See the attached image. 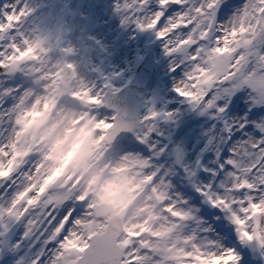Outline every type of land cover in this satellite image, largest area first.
<instances>
[{
  "label": "snow or ice",
  "instance_id": "6c2138e0",
  "mask_svg": "<svg viewBox=\"0 0 264 264\" xmlns=\"http://www.w3.org/2000/svg\"><path fill=\"white\" fill-rule=\"evenodd\" d=\"M4 7L0 13V70L12 74L21 72L22 64L39 59L38 50H49L42 38L32 40L17 31L29 14L26 5ZM115 8L125 12L122 23L135 17L138 29L155 33L178 77L174 92L212 119L211 134L201 149L212 151V167L201 165L199 158L197 164L220 183L217 192L212 191V184L205 185L207 191L203 187L196 190L228 214L241 242H257L264 248V0H242L223 23L217 20L221 0H120ZM61 51L68 54L73 49ZM64 66L75 70L68 60ZM53 76L61 78L57 71L42 79ZM14 91L17 89L6 88L0 95ZM64 95L60 93V98L53 100V109ZM67 95L94 105L102 103L86 84ZM20 96L7 112H0V125L7 116L10 126L0 130V237L13 229L16 237L8 254L0 248V264H168L170 259L177 264H237L239 257L233 249L204 252L192 242L193 236L179 234L178 221L189 219L190 213L165 203L170 199L165 181L154 182L158 170L153 169L151 159L127 153L115 160L106 157L117 134L131 130V125L110 123L92 114L89 124L94 133V154L107 158L103 170L124 173L135 191H149V199L162 205L168 223L163 232L145 230L155 237L174 234L182 246L175 249L174 257L161 256V252L173 250H161L139 239L141 233L128 227L122 237L113 231L111 222L99 219L101 213L88 201L87 192L77 190V179L60 168H46L37 158L14 111L19 109ZM29 100L34 107L40 103L34 94ZM44 107H49L47 101ZM23 112L28 114L27 109ZM159 115L150 111L144 117L145 128L137 136L141 143L148 142L153 133L150 121ZM153 147L149 145L150 150Z\"/></svg>",
  "mask_w": 264,
  "mask_h": 264
},
{
  "label": "bare ground",
  "instance_id": "6f19581e",
  "mask_svg": "<svg viewBox=\"0 0 264 264\" xmlns=\"http://www.w3.org/2000/svg\"><path fill=\"white\" fill-rule=\"evenodd\" d=\"M118 2L120 0H0V13L5 11L4 5H8L9 8L26 5L29 14L20 22L17 27L18 32L23 31L32 40L43 38L49 33L63 36L65 43L62 47H71L73 51L68 54L58 52L56 55H63L68 61L79 62L77 70L82 72L85 84L92 89L94 95L100 96L105 88L116 91L126 81L125 71L130 68L129 59H132L135 51H142L144 46L154 47V57L160 63V68L155 81L145 95V110L141 117L143 121L150 111L160 113L155 120L150 121L153 133L147 143H141L137 136L142 134L145 128V124L142 123L134 134L135 139L122 140L110 145L106 157L115 160L126 153L149 157L153 169L158 170L154 182L158 183L161 179L165 181L164 187L170 198L165 203H173L179 210L190 213L189 219L178 221L179 234L193 236V243L198 238L200 249L209 252L204 250L202 245L207 244L200 242L202 237L194 235L195 231L199 230L201 233L204 232V235L214 238L213 236H218L215 231L221 228L220 231L225 230L214 217V213L217 214L219 211L224 213L223 210L212 206L205 196L196 190L197 187H203L207 191L205 185L212 184V191L217 192L220 183L218 178L210 177L197 164L199 158L201 165L212 167L210 163L212 151L209 149L201 152L211 134L209 129L212 119L198 109L199 127L196 130L191 129L190 118L181 119L184 113L181 110V103L184 99L173 90L178 77L170 69L171 58L166 55L163 43L153 31L138 29L133 22L135 17L127 23H122L125 12L116 11L115 6ZM235 11L232 9L225 17L217 19L218 23L227 21ZM81 49L91 52V64L86 72L80 70L81 61L78 51ZM29 86L30 81L26 80L22 72L0 77V94L6 88L17 89L11 95H0L3 99L0 112H7L23 90ZM65 102L62 98L61 104ZM168 113H171V116L166 115ZM92 114L97 119H105L107 116L104 111L98 110L96 105L92 109ZM9 127L5 116L0 130H7ZM164 129L169 131L166 136L162 135ZM172 142L174 145L171 148ZM149 145L154 147L150 150ZM171 149L174 152L171 153ZM193 172L194 175L191 174ZM130 187L132 188L131 185ZM132 190L135 192L133 188ZM204 204L208 211L203 214L199 212L197 206ZM15 238V229H13L2 243L1 248L4 249L5 254L9 253ZM222 242V245L217 244L218 253L228 249L225 248L226 242ZM215 244L216 242H213V245ZM188 250H191L190 244ZM23 255L27 256L28 253L24 252ZM237 264L245 263L238 260Z\"/></svg>",
  "mask_w": 264,
  "mask_h": 264
},
{
  "label": "clouds",
  "instance_id": "9594fccd",
  "mask_svg": "<svg viewBox=\"0 0 264 264\" xmlns=\"http://www.w3.org/2000/svg\"><path fill=\"white\" fill-rule=\"evenodd\" d=\"M42 39L44 47L49 51L38 50L36 54L39 59L20 66L30 86L21 94L19 109L14 111L19 117L25 139L33 146L37 158L43 160L46 168H60L68 177L79 181L77 190L87 192L88 201L96 204L101 213L99 219L111 222L113 231L122 237L123 229L128 227L141 233L139 239L150 241L161 250L169 247L173 250L161 252V256L174 257L175 249L182 246L174 239V234L155 237L145 230L163 232L168 220L162 205L149 199L151 193L147 190L133 192L125 180L126 174L103 170L107 158L100 159L94 154V133L89 120L95 105L73 100L67 95L79 90L85 84V79L82 72L77 70L78 61H70L75 65L73 71L64 66L63 55H56L58 52L63 53L61 49L65 38L49 33ZM57 71L61 78L53 76L42 79L45 74ZM45 85H48L47 89ZM60 93L65 94L63 98L66 102L53 109V100L59 99ZM33 94L40 100L35 107L29 100ZM45 101L49 105L47 109L44 107ZM23 109H27V115ZM168 264H177V261L170 259Z\"/></svg>",
  "mask_w": 264,
  "mask_h": 264
},
{
  "label": "rangeland",
  "instance_id": "374dc122",
  "mask_svg": "<svg viewBox=\"0 0 264 264\" xmlns=\"http://www.w3.org/2000/svg\"><path fill=\"white\" fill-rule=\"evenodd\" d=\"M241 2H242V0H235L230 5V7L227 8V10L232 8V7H239ZM146 50L147 49L145 48L144 51H146ZM145 54L146 53L143 54V52L142 53L138 52V54H136V56H135L136 58L135 59H136L137 64L142 62L143 58L145 57ZM81 59H82V55H81ZM83 65L84 64H83V59H82V67H83V70H84V66ZM158 65H159V63H158ZM134 73H135L134 68H133V70L131 69L130 71H128V73H127V77L128 78H127V81H125V83H124L125 85L129 84V81L133 78ZM155 74H156L155 76H157V73H155ZM7 76H9V75H7ZM7 76H5V77H7ZM183 110L184 111L186 110L185 111L186 115L184 117L186 119V118L195 117V115L197 114L198 108L197 107H193L191 104H189V106L183 107ZM106 112L114 114L112 111H106ZM110 120L111 119L108 118V122H111ZM194 120H196V119H194ZM141 123H142V121H141ZM141 123H140V125H141ZM198 124H199V122H198V120H196V122H194L191 125V129L196 130V128L199 127ZM163 134H167V131H166V133H163ZM131 136H129L127 138L131 139ZM112 144H114V143H112ZM201 209L204 210L202 207H201ZM199 212H201V211L199 210ZM223 212L224 213L219 211L217 214L214 213V217L216 218L218 223L223 228H226L225 229V233L222 232V231H215L216 235H218V236H213L214 238H210V236L204 235V232L201 233L199 230L195 231L194 235H198V237L199 236L202 237L201 238L202 240H200V242L203 241L205 244H207L205 246L202 245L204 250L212 252V253H218L219 248H217V244L220 243V245H222V243H223L222 241L226 242V244H225L226 245L225 246L226 249L227 248L228 249L229 248L233 249V244L232 243H229L230 245H227V241L229 240L230 235H231L233 237V243L235 241H238V244H237L238 251L236 250V255H238L239 257H243L245 259L244 260L245 264H264V248L260 247V245L257 242H241L239 240L237 232H236V226L234 224H230V219L228 218V214L224 210H223ZM198 217L201 218V216H198ZM211 229H212V227L210 225V230ZM197 232H200V233H197ZM234 234L237 237H235ZM213 242H216V244L213 245ZM194 243H196L199 246V239L197 238V240Z\"/></svg>",
  "mask_w": 264,
  "mask_h": 264
}]
</instances>
